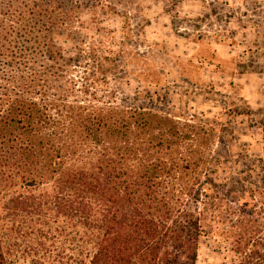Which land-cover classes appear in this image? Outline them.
<instances>
[{
  "label": "rangeland",
  "instance_id": "rangeland-1",
  "mask_svg": "<svg viewBox=\"0 0 264 264\" xmlns=\"http://www.w3.org/2000/svg\"><path fill=\"white\" fill-rule=\"evenodd\" d=\"M82 22L55 38L65 165L172 168L164 190L205 208L195 264H239L241 234L264 242V0H104ZM0 227L7 264L75 260L49 226Z\"/></svg>",
  "mask_w": 264,
  "mask_h": 264
},
{
  "label": "trees",
  "instance_id": "trees-1",
  "mask_svg": "<svg viewBox=\"0 0 264 264\" xmlns=\"http://www.w3.org/2000/svg\"><path fill=\"white\" fill-rule=\"evenodd\" d=\"M102 1L0 0V224L16 233L49 226L53 239L63 235L70 264H195L205 208L189 210L186 192L164 190L157 174L172 168H128L120 156L87 169L65 165L68 128L59 120L72 59L55 38L77 35L84 12ZM253 235L237 242L239 264H264V242Z\"/></svg>",
  "mask_w": 264,
  "mask_h": 264
}]
</instances>
